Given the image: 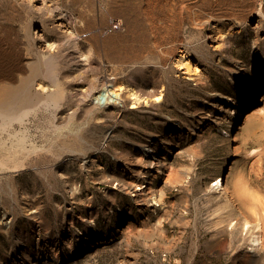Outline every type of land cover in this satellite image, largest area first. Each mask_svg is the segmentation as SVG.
I'll return each instance as SVG.
<instances>
[{
  "label": "rangeland",
  "instance_id": "rangeland-1",
  "mask_svg": "<svg viewBox=\"0 0 264 264\" xmlns=\"http://www.w3.org/2000/svg\"><path fill=\"white\" fill-rule=\"evenodd\" d=\"M57 2L75 28L73 41L53 26L49 9L40 1L0 0V28L18 29L28 57L23 74L11 85L13 95L4 100L12 109L22 101L29 109L23 119L0 116V215H14L9 229L0 227V260L13 255L18 232L32 245L43 238L26 204L40 207L55 234L62 229L64 218L70 221V208L73 216L86 215L90 203L97 216L90 222L75 217L73 223V232L83 239L81 244L73 243L72 249L51 252L50 258L26 264H264V111L243 120L241 133L236 121L227 119L187 142L181 154L168 157L161 172H140L150 190H162L154 198V210L131 211L132 190L112 195L117 156H137L147 137L190 122L204 101L216 99V93L231 96L239 107L244 104L232 112L242 118L259 105L244 100L248 94L233 78L235 63L240 57H250L255 41L264 50V0ZM213 17L234 24L235 33L227 38L223 50L205 41L207 21ZM29 26L34 31L31 43L25 38ZM42 32L44 38L38 35ZM41 41L55 42L56 48L43 49ZM183 52L201 61L200 68L209 75L204 82L186 77L177 67ZM85 58L87 64H79ZM35 64L47 76L33 73ZM33 74L51 88L44 91L46 98L28 106L33 97L24 80ZM98 77H114L120 84L132 85L142 98L139 106L132 108L135 99L125 89V109L103 110L93 104L88 92ZM39 81L33 84L35 92L42 91ZM56 83L65 92L57 102ZM160 91L163 99L154 100ZM226 130L231 135L226 136ZM218 170L228 175L227 191L219 193L225 202L213 222L206 200L215 191L209 173ZM192 182L205 207L194 227L204 231L185 234L172 249L158 231L145 229L165 222L167 201ZM209 226L216 231H209ZM254 234L259 235L260 244L251 253L248 248Z\"/></svg>",
  "mask_w": 264,
  "mask_h": 264
},
{
  "label": "bare ground",
  "instance_id": "bare-ground-1",
  "mask_svg": "<svg viewBox=\"0 0 264 264\" xmlns=\"http://www.w3.org/2000/svg\"><path fill=\"white\" fill-rule=\"evenodd\" d=\"M28 1L32 3L40 1L43 6L47 7L53 26L58 28L67 39L73 41L72 34L75 28L71 23L68 12L59 6L57 0ZM263 15L264 14L261 16L263 17ZM207 23H209V27L205 35V41H207L209 47L223 50L227 38L235 33L233 22L231 20L223 21L213 17L209 19ZM37 30L39 31V29ZM37 30L36 32L38 33ZM33 32V28L30 26L25 30V38L30 43L34 40ZM237 32L239 33L241 30ZM38 35L42 38L45 36L43 32ZM41 43L43 49L49 47L52 51L56 48L55 42L46 43L41 41ZM75 43L79 45L80 41L76 40ZM27 60L28 57L24 54L21 47L18 29L15 26H10L5 30L0 28V116L8 114V116L12 115L17 119H23L29 111V109L26 108V103L23 101L18 103L15 109H12L7 107L8 102L4 100L13 95L10 91L11 85L23 74ZM195 60L193 56L183 52L177 59V67L182 70V73H184L186 77L204 82L205 77L207 76L208 78L209 75L206 74V70L203 71L200 68L201 61ZM79 64H87L86 58L84 62L81 61ZM37 68L38 64H35L33 73H39L40 71V74L47 76L45 71L42 69L37 70ZM37 76L38 74H33L30 78L24 80L25 84L28 83L30 94L33 97L28 106H33L41 99L46 98L44 91L51 88L48 82L41 79L39 81ZM235 79L238 81L236 83L248 94L245 98L243 97L244 100L250 104L254 102H258L259 104L248 111L250 113H248L246 117L244 116L242 118L241 115L236 114V116L232 113L233 111L237 113L238 109L244 107V104H242V107H239L237 100L233 99L231 96L216 93V99L213 98L204 101V106L194 113L190 122H185V125H176L174 128L175 130H170L165 134L158 133L147 137L144 142L140 143L137 156H117L119 160V167L117 169L118 174L112 176V178L116 180L114 191L115 193H119L132 190V195L135 197L134 204L131 206V211L145 212L154 210L156 205L154 198H156L157 193L160 195L162 191L161 189L150 190L152 187L145 184V180L143 183L139 182L140 177L138 176L141 171L145 172L144 175L153 174L155 170L161 172V169L168 165V157L181 154L187 142L199 139L206 129L219 127L227 119L233 120L234 122L236 121V129L241 133L244 129L243 120L255 118L264 111V95L261 99L259 97L264 94V50H262L259 41H255V46L250 57H240L235 63L233 80ZM38 81L39 88L42 90L41 92H35L33 89V84ZM101 83L102 86H100ZM56 84L58 89L57 92L54 93V99L57 102L60 97L64 96L65 92L60 84ZM124 89L130 93V96L132 95L131 99H135L132 108L138 107L142 98L140 95L133 92L134 87L129 84H120L114 77L106 78V80L103 77H98L92 83L88 93L89 98H92V103L103 110L114 107V109L120 111L125 109V98L123 97L125 92ZM143 99L145 100V98ZM162 99L163 92H156L154 100L161 101ZM229 135H231V133L229 130H226V136ZM95 161L96 159H93V162ZM65 176L67 177V173ZM222 185L224 190L221 192L224 193L227 190L226 186L224 184ZM25 207L27 214L31 215L36 222L35 227H37L38 234H43V238L39 239L35 245H32L26 241L21 232H18L15 236V250L13 255L4 260H0V264H26L31 261L50 258L51 252L57 254L58 252H65L67 248L72 249L75 243L79 245V243L81 244L83 242V239L73 232L75 217H77L76 221L90 222L97 216V213H95L90 203L88 204V207H90L88 210L89 214L86 215L77 214V216H73V208H70V221L65 222L64 218L62 229L53 234L50 232L48 224L45 223L39 206L28 203ZM13 220L14 215L11 212L0 215V227L3 230L9 229ZM115 231L116 230L112 231V233H115ZM88 240H90V238ZM259 244V235L254 234L251 238L248 251L251 253L256 252Z\"/></svg>",
  "mask_w": 264,
  "mask_h": 264
},
{
  "label": "crops",
  "instance_id": "crops-1",
  "mask_svg": "<svg viewBox=\"0 0 264 264\" xmlns=\"http://www.w3.org/2000/svg\"><path fill=\"white\" fill-rule=\"evenodd\" d=\"M187 169L189 171L190 167L187 166ZM216 172H221V170L212 171L209 173L210 183L214 180ZM112 193V195L117 194L114 190ZM222 198L223 196L221 194L214 191L209 194L206 200L208 202L207 209H209L211 212V221L213 222H215L216 219L220 217V209L223 205V202H225V200ZM177 207H179L178 210ZM204 210L205 207L201 204V198L197 195L196 183L192 182V185H186L179 195H175L173 198L167 201V207L164 210V212H167L166 221L155 229H145V231H158V234H160L161 239L166 242L167 246L175 249L181 240H183L185 234L194 231V229L197 233L204 231V229L201 230L198 226L196 228L194 227V221L199 216V212H204ZM186 211H188V213ZM122 215L124 216V213L121 214V216ZM138 228L137 230L135 228V230L139 231ZM135 230L133 229V231ZM209 231L215 232L216 229L213 226L209 228ZM150 239L151 237L147 238L148 243H150Z\"/></svg>",
  "mask_w": 264,
  "mask_h": 264
},
{
  "label": "built area",
  "instance_id": "built-area-1",
  "mask_svg": "<svg viewBox=\"0 0 264 264\" xmlns=\"http://www.w3.org/2000/svg\"><path fill=\"white\" fill-rule=\"evenodd\" d=\"M112 24L115 27L117 26V22L115 20L112 22ZM227 178H228V175H226L225 172L216 173L214 176V180L212 181V189L215 190L216 192L220 193L222 190H224L222 184L226 185ZM139 179H140L139 182H142V183L144 182V180H141V178H139ZM135 188H133V189H135Z\"/></svg>",
  "mask_w": 264,
  "mask_h": 264
}]
</instances>
